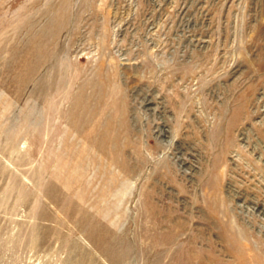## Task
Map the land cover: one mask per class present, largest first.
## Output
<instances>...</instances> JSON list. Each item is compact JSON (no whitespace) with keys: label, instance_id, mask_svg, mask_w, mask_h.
Listing matches in <instances>:
<instances>
[{"label":"rangeland","instance_id":"rangeland-1","mask_svg":"<svg viewBox=\"0 0 264 264\" xmlns=\"http://www.w3.org/2000/svg\"><path fill=\"white\" fill-rule=\"evenodd\" d=\"M0 264H264V0H0Z\"/></svg>","mask_w":264,"mask_h":264}]
</instances>
